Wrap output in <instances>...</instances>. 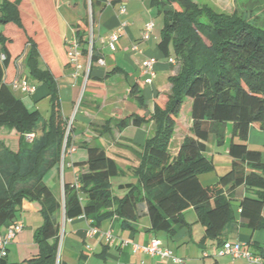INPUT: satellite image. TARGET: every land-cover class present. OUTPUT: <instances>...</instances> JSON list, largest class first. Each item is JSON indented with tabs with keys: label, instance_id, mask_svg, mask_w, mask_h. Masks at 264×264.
I'll return each instance as SVG.
<instances>
[{
	"label": "trees",
	"instance_id": "16d2710c",
	"mask_svg": "<svg viewBox=\"0 0 264 264\" xmlns=\"http://www.w3.org/2000/svg\"><path fill=\"white\" fill-rule=\"evenodd\" d=\"M39 1L0 3V55L4 56L0 60V137L12 131L18 135L16 151L0 139V228L15 220L24 202L35 203L42 218V225L33 234L38 254L20 264H56L61 207L66 219L83 217L98 227L115 215L122 228L131 229L130 224L138 217V205L144 203L151 229L170 236L185 225L183 213L193 208L204 227V238L214 240L217 247L226 242L222 236L235 223L234 207L239 209L241 226L251 231L264 229V163L261 153L247 146L251 128L264 131V28L253 25L242 14H218L194 0H146L149 8L162 17L157 47L179 68L168 78V93L161 96L147 120L128 116L118 122L119 129L129 121L139 127L147 121L154 123V134L146 140L137 155L138 165L132 170L136 181L119 186L126 191L123 197L113 196L111 179L123 171L102 148L87 146L83 163L87 171L76 180L79 189L74 183L64 184L60 203L44 182L51 169L59 168L66 126L52 73V45L45 31L59 56L64 57L66 52L57 36L55 20L39 13ZM124 1L90 0L92 20L97 8ZM76 39L86 57V30L77 31ZM23 54L28 79L48 89L47 120L38 110H29L9 88ZM99 58L93 39L87 80ZM116 73L122 70L115 68L106 75ZM131 92L141 105L137 85ZM186 100L189 133L176 156H171L168 147ZM228 125L230 170L212 186H205L199 177L214 171L207 142L213 135L217 144H224ZM26 135L33 136L29 142ZM67 143L71 144V137ZM0 264H8L6 257L0 258Z\"/></svg>",
	"mask_w": 264,
	"mask_h": 264
},
{
	"label": "crops",
	"instance_id": "0c3cea01",
	"mask_svg": "<svg viewBox=\"0 0 264 264\" xmlns=\"http://www.w3.org/2000/svg\"><path fill=\"white\" fill-rule=\"evenodd\" d=\"M121 6H125L124 15L119 14ZM148 13L149 6L146 0L132 2L126 0L123 4H106L104 8H97L95 11L96 27L93 31V38L100 53L99 60H102L104 64L101 65L98 62L92 64L90 78L86 81L83 97L79 99V107L82 109L79 116L76 117L77 121H74L72 125L71 134V144L75 146V151L66 156L63 170H61L59 164L58 169H51L44 178L45 184L60 203L63 198L64 184L74 183L80 174L87 171L83 165L87 159V146L102 148L109 157L114 159L118 168L123 171L122 175L113 178L122 181L114 183L111 179L112 192H114V189H118L122 192L121 197H123L126 191L121 190L119 186L135 183L136 181L132 170L138 165L137 155L141 153L146 140L154 134V123L147 121L139 127L132 125L129 121L126 127L119 129L118 122L128 116L147 120L154 110V105L160 101L163 92L167 91L168 93V78L178 71L176 63L174 65L170 64L169 59L164 58L159 51L157 47L159 36L155 37L152 34L154 35L152 38L147 41L142 40L143 27L149 21L147 18ZM124 17L128 19L127 23L122 21ZM66 24L63 23L62 26L59 23L57 24L60 33L65 30L68 31L67 34L63 32L61 35L64 51L68 48V42L76 38L77 31H85V27H81L80 24ZM123 24L124 27H122ZM118 30L119 38L116 50L111 51L107 45V38ZM100 38H103L106 42L101 44L99 42ZM104 48L109 51L110 56L104 54ZM145 60H150L153 63V77L150 83H145L148 75L142 74V64ZM54 61L55 69L52 73L56 82L60 107L62 109V107L68 106L71 110L72 106H75L78 101L83 83V74L81 72L76 80L71 77L73 67L69 64L65 54L64 57L56 54ZM41 62L40 66L44 68L45 64L43 61ZM19 64H21V68ZM16 66L15 79L25 78L30 84L36 86V83L29 80L26 75L24 54L17 61ZM115 68L122 70V73L106 75ZM39 85L40 87L36 86V91L29 96L31 103H35L40 99H48L47 87ZM133 85H137L139 92L137 95L141 96L142 99L141 105L136 97L132 95ZM13 94L16 98L22 100L25 105V95L20 92H13ZM185 105L186 112H188L187 100ZM68 112L61 113L65 120L69 118ZM179 118L173 135L178 126ZM189 128L190 121L188 120L185 128L179 131L180 135H178L176 141L172 137L168 147L171 156H176L181 142L189 133ZM253 129V133L257 134L256 131L261 132V130ZM0 139H3L10 147V144H12V151H16L18 135L14 131L8 133L7 136H1ZM14 140H16V143H14ZM259 152L262 161L263 151ZM208 154L210 156V153ZM210 182L205 186H212L216 181ZM238 191L241 192V188ZM121 197L118 196L117 198ZM238 215L239 209L234 207L235 223L223 234L222 241L239 242L245 251L255 256H261L264 246V229L251 231L241 226ZM58 219L61 220L58 248L60 264H173L171 261H163L157 256L135 251L131 246V244L146 245L151 240L159 241L161 246L169 249L175 256L182 258L184 260L183 264H245V260L241 258L203 256L204 252L210 254L212 249L217 248V243L214 240L204 238V227L197 221V215L193 208L183 213L185 225L178 229L173 236H170L167 232L151 229L144 203L138 205V217L134 223L130 224L131 229L122 228L120 219L115 215L95 227L100 233L109 232L111 235L110 241L99 234L88 236L87 231L90 228V221L83 217L66 219L62 207L58 213ZM15 223H21L23 230L16 235L7 247L6 262L8 264H20L38 254V247L34 242L33 234L42 225V218L37 205L24 202L15 220L6 222L0 228V233H5ZM125 242L128 244L125 245ZM11 249L14 252L13 260L10 259Z\"/></svg>",
	"mask_w": 264,
	"mask_h": 264
},
{
	"label": "rangeland",
	"instance_id": "374dc122",
	"mask_svg": "<svg viewBox=\"0 0 264 264\" xmlns=\"http://www.w3.org/2000/svg\"><path fill=\"white\" fill-rule=\"evenodd\" d=\"M30 1V0H29ZM130 2L132 1H139V0H128ZM199 6L206 5L213 9L216 13L218 14H225V15H232L233 13H238L244 15L250 23L253 25L259 27V28H264V0H194ZM33 4V2H31ZM38 3V2H37ZM39 3L41 5H38L39 8V13H45V15L49 16L50 18H53L55 20L56 24H66V23H77L80 24L81 27H85V30L87 32V36H89V30H90V25L93 24V31L96 27V21H93L91 18V7H90V0H40ZM36 6V4L33 5V7ZM126 6V5H125ZM124 6V8H125ZM25 8V7H24ZM22 9V13L26 14L24 11L25 9ZM37 8V6H36ZM42 8V9H41ZM128 8V7H126ZM41 9V10H40ZM40 18V23L42 26H44L43 20L41 19V16L39 15L38 12H35ZM149 15L147 18L149 21H152L154 23L155 29H154V34L155 37L159 36L160 30L162 28V17L161 15H157L155 9L149 8ZM125 23H127L128 19L126 17L123 18ZM148 21V22H149ZM67 25V24H66ZM86 25V26H85ZM68 28V27H65ZM64 29V28H63ZM1 30V28H0ZM57 36L61 41V35L63 32H66L67 30L62 31L60 33V30L57 29ZM62 30V29H61ZM48 33V31H46ZM46 35V39L48 40L49 44L52 45V50L53 53L52 55L54 58L56 57V54H58L56 48L53 46V40L50 38L49 34ZM150 36L152 38L154 35ZM94 35V32H93ZM94 39V38H93ZM172 50V49H171ZM66 52V51H65ZM103 52L106 56L109 55V51L106 50L105 48L103 49ZM173 56V53H171V57ZM40 60V65L42 64ZM82 63L84 66L87 64V57L82 56ZM19 67L21 68V64H19ZM176 69L179 68V65L176 64ZM36 86L40 87L39 84L36 83ZM84 94V88H81V91L79 93V98L78 101L76 102L75 106H72L71 110H69L68 106L62 107L61 113H69V118L72 119V123L74 124V121H77V118L79 116V113L82 108L79 107V99H82ZM167 91L163 92L162 96H166ZM26 98L24 100L25 105L27 108L31 111L33 110H38L39 113L41 114L42 118L44 120H47L49 117L50 113V102L49 99H40L36 101L35 103H31L29 96L30 95H25ZM163 97V98H164ZM162 103V100L161 102ZM78 105V106H77ZM77 106V108H76ZM76 108V109H75ZM75 109V110H74ZM190 121L189 119V113L186 112V106L182 109L181 111V116L179 118V123L178 126L176 127L175 134L173 135V139L176 141V138L178 135H180L181 130L185 128V124L187 121ZM231 130L230 125L227 126V133H229ZM184 132V131H183ZM254 129L252 128L250 131V134L248 136L247 140V146L251 150H258V151H263V158L262 161L264 163V131H256V133H253ZM5 133V132H4ZM182 133V132H181ZM7 136L8 133H5ZM226 142L224 144H217L215 137L213 135L210 136L209 141L207 142V151L210 153L211 160L214 164V171L210 174L202 175L200 176L201 183L206 185L207 183H211L210 181H217L218 177L224 175L230 170L231 166V159L228 157L226 150L228 146V142L230 139V134L227 135ZM26 141L29 142L28 139ZM15 142V140H14ZM235 142H238V140H235ZM63 170V167L61 168ZM128 179V178H127ZM113 182L117 181H122L121 179H112ZM212 182V183H213ZM126 183V182H124ZM113 196L115 197H121L122 192L118 189H114V192H112ZM62 202V201H61ZM61 221V220H60ZM61 223V222H60ZM11 255L10 259H14V252L13 249L10 250ZM60 261V258H59Z\"/></svg>",
	"mask_w": 264,
	"mask_h": 264
},
{
	"label": "built area",
	"instance_id": "2783aa9c",
	"mask_svg": "<svg viewBox=\"0 0 264 264\" xmlns=\"http://www.w3.org/2000/svg\"><path fill=\"white\" fill-rule=\"evenodd\" d=\"M119 14L124 15L125 14V8L121 6L119 8ZM92 18V17H91ZM124 27V24L122 25ZM154 30V23L152 21L147 22L142 30V40L147 41ZM89 36H88V55L87 57V64L86 66L82 63V54L80 51V46L78 44L77 39H73L71 42H68V48L66 50V58L69 62V64L73 67V73L71 74V77L76 80L82 72V87L85 88L87 76L90 68V59H91V53H92V42H93V24L90 25L89 30ZM119 38V30L117 32H114L110 34V36L107 38V45L111 51L116 50V44ZM99 42L101 44H104L106 41L103 38H100ZM135 49V48H134ZM0 60H4V56L0 55ZM168 62L172 65L175 64V61L173 59H169ZM98 63L103 65L102 60H98ZM142 74L148 75V79L145 80V83H150L152 81L153 77V63L150 60H145L142 64ZM9 88L13 92H20L23 95H32L36 91V86L33 84H30L27 79H14L10 84ZM78 106V105H77ZM76 106V108H77ZM75 108V109H76ZM74 109V110H75ZM66 126H65V132H64V140H63V146L60 154V166L63 167L64 160L66 156L72 154L75 151V146L72 144L67 143V140L69 137H71L72 134V128L73 123L72 119H67ZM32 135H26V139L31 140ZM74 186L76 189H79V184L77 181L74 182ZM81 199V198H80ZM63 203V198H62ZM23 230V225L21 223H15L11 227L7 229L5 233H0V258H5L7 255V247L8 245L14 240L16 235L20 233ZM99 234L100 236L104 237L106 240H111V235L109 232L103 234L100 233V231L93 227L90 223V228L87 231L88 236H95ZM60 244V241H59ZM125 245L128 244L127 242L124 243ZM132 248L135 251L148 254L150 256H157L163 261H171L173 264H183L184 260L182 258H179L175 256L169 249L164 248L161 246L160 242L157 240H151L146 245H133L131 244ZM204 257L211 256L213 258H221V257H231L234 259H244L245 264H264V246H263V255L262 256H255L252 253L245 251L243 249V246L239 242H224L221 246L212 249L210 254H207L206 252L203 253ZM59 263V254L57 253L56 257V264Z\"/></svg>",
	"mask_w": 264,
	"mask_h": 264
}]
</instances>
